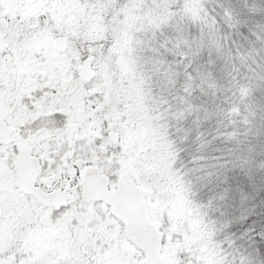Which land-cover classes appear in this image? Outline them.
Returning a JSON list of instances; mask_svg holds the SVG:
<instances>
[{
	"label": "snow or ice",
	"instance_id": "6c2138e0",
	"mask_svg": "<svg viewBox=\"0 0 264 264\" xmlns=\"http://www.w3.org/2000/svg\"><path fill=\"white\" fill-rule=\"evenodd\" d=\"M256 219L264 0H0V264H264Z\"/></svg>",
	"mask_w": 264,
	"mask_h": 264
},
{
	"label": "trees",
	"instance_id": "16d2710c",
	"mask_svg": "<svg viewBox=\"0 0 264 264\" xmlns=\"http://www.w3.org/2000/svg\"><path fill=\"white\" fill-rule=\"evenodd\" d=\"M208 2H209V7H211L213 0H208ZM256 224L257 225L264 224V221H261L260 219H256Z\"/></svg>",
	"mask_w": 264,
	"mask_h": 264
},
{
	"label": "rangeland",
	"instance_id": "374dc122",
	"mask_svg": "<svg viewBox=\"0 0 264 264\" xmlns=\"http://www.w3.org/2000/svg\"><path fill=\"white\" fill-rule=\"evenodd\" d=\"M239 214V213H238Z\"/></svg>",
	"mask_w": 264,
	"mask_h": 264
}]
</instances>
